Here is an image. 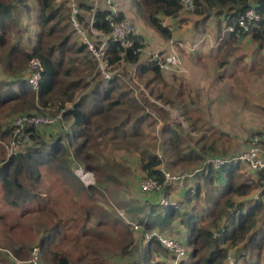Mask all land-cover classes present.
Returning a JSON list of instances; mask_svg holds the SVG:
<instances>
[{
	"label": "trees",
	"instance_id": "1",
	"mask_svg": "<svg viewBox=\"0 0 264 264\" xmlns=\"http://www.w3.org/2000/svg\"><path fill=\"white\" fill-rule=\"evenodd\" d=\"M194 1L196 10L183 13L181 0H131L140 17L166 41L173 38V29L164 25L166 18L191 15L195 20L193 31L197 41L206 32L207 24L214 21L217 36H221L218 70L231 64L243 39L250 38L260 48L264 47V21L253 23L249 31L238 24L248 10L263 15L264 0ZM78 2L79 23L87 37L99 47L103 39L95 36L92 28L109 35L112 27L107 17L111 10L107 8L106 0H100L98 6L94 5V0ZM116 5L119 6L118 0ZM70 16L68 0H0V67L10 75L9 79H0V143H7L10 148L17 130L15 120L22 116L61 117L48 127L24 128L17 138L21 141L29 135V140L24 145L21 141L18 150L10 155L0 144V207L22 210L21 216L28 219L35 214L31 228L42 233L34 244L7 238L0 244V264H75L66 253L54 250L61 237L60 225L41 211V194L33 193L39 190L45 171L52 173L73 195L71 201L79 202L86 195L95 197L99 189L115 178V173L108 174V163L99 162L106 152L135 157L143 177L147 173L160 183L164 182L162 168L169 172L194 171L211 158L237 155H231L233 136L206 120L201 95H194L185 85L168 82L165 76L170 72L160 69L150 56L138 53L142 37H134L135 45L130 49L109 43L107 59L114 67L121 63L134 67L135 79L144 85L147 94L138 92L139 88L125 74L111 80L102 77L97 60L76 31ZM24 19L29 21L26 26ZM123 19V14L117 18L118 21ZM230 28L234 31L230 32ZM34 58L40 59L43 65L38 90L30 83L33 72L29 65ZM236 60L239 62L240 57ZM263 73L264 62L258 75ZM219 75L223 77V71ZM164 106L178 110L191 132L205 131L210 135L202 133L199 138L184 135L181 122L173 121ZM65 123L69 125L68 129H65ZM158 125L163 136L162 157L157 155L160 138L154 133ZM109 163L113 168H119L115 160ZM80 166L99 173V178L103 176L98 187H86L82 183L76 175ZM263 180L264 172L253 171L241 162H232L220 169L209 164L194 179L165 188L161 193L146 194L145 203L138 200L124 205L126 215L131 218L126 224L120 217L99 212L96 207L85 208L86 222L96 220L97 226L111 224L114 228L122 226V229L115 239L113 237L112 243L105 239L100 241L106 251L104 254L90 245L76 262L113 264L108 258L117 256L133 257L134 261L129 264H174V254L156 239L147 242L145 235L157 230L177 240L167 233H171L175 219L182 217V210L168 207L161 212L160 204L154 199L169 198L175 188L181 186L186 190L184 207L203 201L204 208L199 212L192 207V212L181 221V227H185L189 235L186 242H181L186 256L178 264H223L231 256L230 252H233L234 264H264ZM257 189L262 190L259 200L238 202ZM45 202L47 204L48 199ZM92 227L88 229L89 233L96 237L102 234ZM221 228L225 231L216 239L214 233ZM91 242L95 246V241ZM188 247L193 249L192 259L203 252L194 263L186 262Z\"/></svg>",
	"mask_w": 264,
	"mask_h": 264
},
{
	"label": "rangeland",
	"instance_id": "2",
	"mask_svg": "<svg viewBox=\"0 0 264 264\" xmlns=\"http://www.w3.org/2000/svg\"><path fill=\"white\" fill-rule=\"evenodd\" d=\"M98 1L100 0H95L94 3L98 4ZM124 1L126 2L128 0ZM126 5H128V3ZM129 5L131 8H133L131 3H129ZM142 21L144 26L148 28V24L145 19ZM131 22L133 23V21ZM28 24L29 21L24 19L23 25L26 26ZM183 55L185 56V53H183ZM114 70L118 71V75L125 74L129 79H132L135 86L139 88L138 92L147 94L144 85L135 79L134 67L129 66L126 63H121L120 65L114 67ZM207 71H209V69H207ZM203 72L204 70L200 68L191 70V75H193L192 87H194L191 90L193 91L194 95L197 96L199 94L203 98L201 105L206 120L210 123V125H214V127L218 130L229 132L233 136V144L231 145L233 149L231 151V155L245 152L248 149H246V146H250L249 142L255 135V133H253V129H256V135L264 131V90L261 92L259 87L256 88V86H259L258 83L254 82L260 79L251 77L249 84H246L245 79L242 78L240 82L238 81L236 84H232L230 89L229 86H220L216 83H213L214 77L216 75L212 73L203 75ZM176 74L178 75H166L165 78L170 83H174L175 81V85L178 86L180 84H185L186 79L183 77L185 74L183 76L181 73ZM237 77H243V75H237ZM9 78L10 75L5 73L3 68L0 67V79ZM208 79L210 80L207 81ZM238 84V91L240 89L243 90L240 93V96H243L248 100L244 105L239 103L241 102L242 98L239 96L236 90ZM261 88L264 89V86H261ZM227 100H229L230 103ZM165 109L169 110L168 107H165ZM170 112L173 121L181 122L184 135L190 134L195 138L201 137V135H203L202 133L210 135V132L205 131L200 133L191 132L188 122L186 123V120L179 113L173 109ZM15 121L16 126L18 119ZM64 126L65 129L69 128L67 123H65ZM47 130L50 131L49 129ZM52 130L54 131V128ZM58 130H60V127H58ZM154 133L158 134V137L160 138V140H157V144L160 147L157 151L162 153L161 140L163 139V136L160 131V125L157 126V129ZM27 140L21 139L23 145ZM0 144L4 150H6L7 155H10L11 149L8 147V145H6L7 143ZM106 159L109 160L105 161ZM112 159L115 160L117 164H119V168L112 167L111 163H109ZM135 161V157H126L124 153L122 154L120 152H116L113 154L112 152H106L105 156L101 158L99 162H107V170H109L108 174L113 175L115 173V178L110 180L105 188L99 189L100 191L97 192L95 197H87L86 195L83 197V200H79V202H73L70 200L73 198V195H71V193L66 190V188L60 183L59 180L56 179L52 173L46 171L43 172L42 184L40 185L39 190L33 191V193H38V195L41 194L40 204H43L41 207L44 208H42L41 211L46 213L45 215L49 217V220H53L54 223H58L60 225L61 237H59L57 240V246L54 248V250L60 252L61 254L66 253L70 260L72 259L75 261V264H80L79 262H76V260L79 259L81 255L86 254L85 251L89 249L90 245L96 249H99L98 251H100L102 254L106 252L102 248V245H100V241L103 242L102 240L105 239L107 241L110 240V243H112L111 241L113 237L114 239L117 237V234L119 233V230L122 229V226L119 228L118 226L114 228L111 224L97 226L96 220L86 222L87 215L85 208L89 210L92 207H96L99 212H106L110 213V215L113 217H120L124 223L131 221V218L126 215V211L123 209V206L138 200L142 203H145L144 199L146 198L145 193L141 197L138 196V190H141L139 187L141 186L142 179L140 178L143 177V174L137 171V168L135 167ZM170 172L174 174L185 173L189 172V170H170ZM81 174L88 176L90 174V176L82 177ZM76 175L86 187H98L99 181L102 180L100 178L103 177L101 176L99 178V173L88 171L82 166L76 169ZM45 199H48L47 204ZM154 200L156 203L160 204L159 211L161 212H163V208H168L166 206L167 204L178 203V210H182V217L176 218L173 222L171 233H166L174 238H177L178 241L184 243V241L187 240L189 234L185 227H181V221L182 219H186V217L192 212L191 210L194 206L199 212H201L204 208V202H192V204L186 208L183 206L182 201L178 199L175 201L170 200L169 198L159 197ZM34 207L35 205L32 206V211ZM25 209L26 208H23V210ZM21 212L22 210L10 211L8 208L4 209L0 207V244L5 243L7 238H13L18 242L31 241V243L34 244L42 236V233L38 234L36 232L37 230H33V228H31V223L36 218L35 214L28 219V217H22ZM92 226H95V229L97 228L96 230L102 231V236L100 235L96 237L94 234L89 233L88 229L93 228ZM84 233H86V235H84ZM219 238L220 237L217 239ZM91 240L95 241V246L91 244ZM110 243L109 245H111ZM185 245H187V243H185ZM192 251L193 249L189 248V255L186 259V262L189 261L194 263L200 256L203 255V252H199L195 259H192L190 255ZM230 254L231 256H229L223 264H231V262L234 264L233 252H230ZM110 256H112V254ZM112 257L108 259H110L111 263L113 264H129L134 261L133 257ZM85 260H83V262H85Z\"/></svg>",
	"mask_w": 264,
	"mask_h": 264
},
{
	"label": "built area",
	"instance_id": "3",
	"mask_svg": "<svg viewBox=\"0 0 264 264\" xmlns=\"http://www.w3.org/2000/svg\"><path fill=\"white\" fill-rule=\"evenodd\" d=\"M71 9V21L75 27L78 34L83 38L85 44L89 46L90 51L93 53L95 59L98 63V68L101 72L102 77L105 80H111L114 76L118 75V71L114 70V66L110 65L107 59V51L109 43H118L121 47L125 49L133 48L135 45L134 37L137 36V31L135 24L125 18L121 21H118L117 18L120 17L121 10L119 6L116 5V0H106L107 8L111 10V13L108 15L107 20L112 27V31L109 35L102 34L97 32L92 28L93 33L97 37L103 39L101 46L97 47L88 37L86 32L82 29L78 15L80 13V6L78 0H68ZM182 3V12L183 13H193L196 10L194 0H181ZM95 6L97 4H94ZM92 17L90 19L91 27L93 25ZM264 21V14H258L254 10H248L243 16L239 19V27L245 31H249L250 27L255 22ZM230 32H233L234 29L230 28ZM142 47L138 50V53L141 56H150L151 61L155 62L160 69L170 73H181L183 72V58L181 53L175 49L174 44L173 48L169 52H149V47L145 39L140 40ZM32 73L30 83L35 90H38L39 84L42 79L43 65L40 59L34 58L31 60L29 65ZM61 117L52 118L44 117L40 115H26L18 118L17 121V131L15 132L14 138L11 142L10 149L11 153L18 150L19 144L21 141L17 138L19 133L24 132V128L27 126L42 127V126H51L55 124ZM29 139V135L24 137V140ZM157 155L162 157V153L157 151ZM232 162H241L247 164L251 167L253 171H262L264 172V131L259 135L254 136L251 140L249 148L240 154H237L230 158H221L214 157L207 160L200 168L195 169L194 171H189L185 173H171L164 168L162 172L164 175V182L160 183L154 177H149L145 173L144 178L141 180V191L145 194L163 192L165 188H172L180 182L187 181L189 179H194L200 172L207 168V165H212L214 169H220L226 164ZM82 177L88 175L81 174ZM90 176V174H89ZM88 176V177H89ZM262 189L264 191V180L262 181ZM172 209H178V203H169L166 205ZM136 229L138 226H135ZM220 234H216L215 237H219ZM147 242H151L156 239L158 242L165 245L175 256V264L181 262L186 256V249L183 244L175 239L166 237L161 232L154 230L145 235ZM37 252H35V258H37ZM233 264V262H231Z\"/></svg>",
	"mask_w": 264,
	"mask_h": 264
},
{
	"label": "crops",
	"instance_id": "4",
	"mask_svg": "<svg viewBox=\"0 0 264 264\" xmlns=\"http://www.w3.org/2000/svg\"><path fill=\"white\" fill-rule=\"evenodd\" d=\"M123 1L124 0H118L121 14H123L124 17L129 19L130 21H133L134 24L136 23L135 27H136L137 35L144 38L147 41L149 52L170 51L173 48V44H174V47L176 46L180 47L178 49H180L179 51H181L182 54L185 53V56L183 55V72H181V74L182 76L185 74L183 77L186 79V82L185 84H180V85H185L188 89L194 88L192 87L193 75H191V70L200 68L204 70L203 75L207 73H212L216 75L214 77L213 83H216L217 85L229 86L231 89L232 84L234 83L236 84L238 81L240 82L242 78L245 79L246 84H249L251 77L252 78L254 77L256 79H260L254 81L257 82L259 85L256 86V88L259 87V90L261 92L264 90L261 88V86H264V73L258 75V71L263 68L264 47L260 48L259 45L253 43V41L250 38H245L241 41L239 52L235 55V57L231 59V64L223 68V70H218L217 61L219 56V44H220L221 36L220 37L217 36V31L215 28L216 23L214 21H210V23L207 24L206 32L200 36L201 37L200 41L199 40L197 41L195 39L196 34L193 31L195 20L191 17V15L180 16L177 19L166 18L164 20V25L170 26L173 29L172 40L166 41L163 38H161L157 34V32H155L151 27H149V25L148 28L144 26L142 21L143 19L138 14L137 6L133 4L131 0L126 1L128 5H126L127 3ZM129 3L132 4L133 8L130 7ZM98 4L96 6H98ZM238 57H240L239 62L236 60ZM207 69H209L210 72L207 71ZM222 71L224 73L223 77L219 75V73H221ZM166 75H172V74L167 73ZM237 75L239 76L243 75V77H237ZM210 79H208L207 81H209ZM228 82L230 83L229 85L227 84ZM238 87L239 84L236 90L240 96V93L243 90L240 89L241 91L240 90L238 91ZM240 97L242 98V100L239 103L244 105V102H247L248 100L243 96ZM165 107L169 108V110L166 109L169 112L172 110L169 106H164V108ZM173 110L179 113L178 110L176 109ZM255 130L256 129H253V133L257 132V131L255 132ZM135 165L137 171L142 174V172L139 169L137 160L135 161ZM185 191L186 190L184 189V187L178 186L175 188L174 192L171 194L169 199L175 201L177 199L181 200L183 204V201H185L183 196ZM261 192H262L261 189H257L256 191L252 192L249 197L239 199L238 202H242L245 200L257 201L261 197ZM138 193H139L138 195L139 197H141L144 194L140 189L138 190ZM216 232H218V230Z\"/></svg>",
	"mask_w": 264,
	"mask_h": 264
},
{
	"label": "clouds",
	"instance_id": "5",
	"mask_svg": "<svg viewBox=\"0 0 264 264\" xmlns=\"http://www.w3.org/2000/svg\"><path fill=\"white\" fill-rule=\"evenodd\" d=\"M143 178H144V177H143ZM143 178H142V179H143ZM224 231H225V229H224V228H221V229L218 230V232H216V234H220L219 237H221L222 234L224 233ZM216 234L214 233V237H215ZM215 238L217 239L218 237H215ZM230 260H231V258H230ZM174 264H175V262H174Z\"/></svg>",
	"mask_w": 264,
	"mask_h": 264
}]
</instances>
